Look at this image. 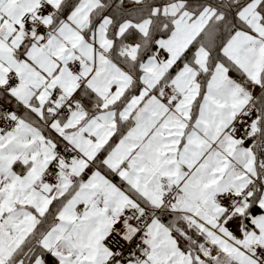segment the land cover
<instances>
[{"label":"snow or ice","instance_id":"1","mask_svg":"<svg viewBox=\"0 0 264 264\" xmlns=\"http://www.w3.org/2000/svg\"><path fill=\"white\" fill-rule=\"evenodd\" d=\"M0 264H264V0H0Z\"/></svg>","mask_w":264,"mask_h":264}]
</instances>
